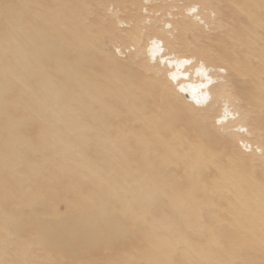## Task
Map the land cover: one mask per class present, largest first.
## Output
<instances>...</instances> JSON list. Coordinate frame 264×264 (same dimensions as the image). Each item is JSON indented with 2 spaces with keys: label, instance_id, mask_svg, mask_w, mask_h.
Returning <instances> with one entry per match:
<instances>
[{
  "label": "bare ground",
  "instance_id": "6f19581e",
  "mask_svg": "<svg viewBox=\"0 0 264 264\" xmlns=\"http://www.w3.org/2000/svg\"><path fill=\"white\" fill-rule=\"evenodd\" d=\"M86 1L0 0V259L10 249L20 264L38 251L59 263L86 251L115 264H224L201 219L218 218L221 201L233 227L248 222L262 243L264 175L249 172L235 143L264 155V0L182 4L180 29L204 37L205 26L223 28L212 51L172 42L174 21L147 8L136 23L152 24L143 43L132 15L121 31L100 22L131 40L125 62L88 35ZM152 35L201 58L165 55L167 41L160 52Z\"/></svg>",
  "mask_w": 264,
  "mask_h": 264
},
{
  "label": "rangeland",
  "instance_id": "374dc122",
  "mask_svg": "<svg viewBox=\"0 0 264 264\" xmlns=\"http://www.w3.org/2000/svg\"><path fill=\"white\" fill-rule=\"evenodd\" d=\"M151 1V0H150ZM149 1V2H150ZM166 1V2H165ZM168 0H154L151 1V3H147V0H87L85 4V24L86 26H93V28L96 30L95 32H90L88 35H92L93 37L98 35V37H102L104 39V42L106 43L107 51L110 55L121 59V61L125 62L130 59V51H133V48L131 46H134L131 44V40L125 39L124 37H118L113 33L106 32V31H101L104 27L100 25V22L104 23L105 21H112L114 22L115 26V31H121L123 28L129 29L132 28L130 19L129 17L132 15V24L134 31L138 34V38L140 41L143 43L146 41L147 37L150 35L149 33V28L151 27L152 24L147 23L146 26H142L139 23V26L136 23L141 20L143 17H150V14H147V11L144 8L150 9L151 12L155 11L156 14L153 17V20L157 19L160 20V23L164 22H172L174 21V28L170 27V32H172L170 40H174L175 42L178 40L188 42L189 44H194L196 42L200 43L203 45V47L207 46L208 50L207 51H212L213 49L216 48V45L219 44L222 36V30L223 28H217L213 27L212 29L205 26L206 30H203L205 34L204 37H198L194 35V31L190 29V26L185 25L183 29H180L178 26V21L181 19L180 17L182 16L181 10H179V7H182L183 5L189 4L192 0H172L174 2H167ZM171 1V0H169ZM180 1V2H178ZM216 2V1H215ZM214 2V5L216 4ZM143 3V4H142ZM147 5H146V4ZM162 3V6L160 5ZM172 3V4H171ZM101 4V5H100ZM150 4V5H149ZM152 4L155 6L152 7ZM170 4V5H168ZM183 4V5H182ZM99 5V6H98ZM51 9H57L55 8L56 6H49ZM143 8V9H142ZM164 10V11H163ZM141 11V12H139ZM174 11V12H173ZM179 12V13H178ZM142 13V14H141ZM177 13V14H176ZM159 14V16H158ZM171 14V16H170ZM172 14H176L175 18H172ZM97 17V19H94V17ZM143 15V16H142ZM162 15V16H161ZM161 16V17H160ZM139 17V18H138ZM157 17V18H156ZM160 17V18H159ZM163 17V18H162ZM165 17V19H164ZM123 21V23H120V21ZM168 20V21H167ZM136 21V22H135ZM189 21V20H188ZM153 23V22H152ZM128 25V26H127ZM148 25V26H147ZM142 27V28H141ZM160 27V26H159ZM199 30H202L201 25L196 26ZM178 28V29H177ZM203 28V29H205ZM174 29V30H173ZM142 30V31H141ZM217 31V32H216ZM143 32V33H142ZM146 32V33H144ZM221 32V35L219 34ZM97 33V34H96ZM211 34V37H210ZM215 34L220 35V36H214ZM230 42H234L236 40H233L231 37H227ZM151 40L153 41L152 44L154 47H157L160 52L162 51V44H161V39H165L168 43L169 48L164 49V54L169 55L170 51L174 55H183L185 57L190 58L192 55H195L194 51L184 45L181 44H175L172 45L170 44L169 41L165 38V36L157 35L154 37L150 36ZM173 38V39H172ZM207 38V39H206ZM210 40H209V39ZM204 39V40H203ZM213 39V40H212ZM217 39V40H216ZM172 41V42H174ZM204 41V44H203ZM206 43V44H205ZM134 44V43H133ZM161 44V45H159ZM129 45V46H128ZM166 45V44H165ZM214 47H213V46ZM123 48V49H122ZM125 50V51H124ZM129 56V57H128ZM128 57V58H127ZM197 59L201 58L198 55H195ZM264 57V56H262ZM225 72V71H222ZM208 79V77H207ZM174 84V83H173ZM175 85V84H174ZM175 89L179 92V88L177 86ZM213 124V123H212ZM217 122H215V125L217 126ZM216 126H214L215 131L219 136L226 137L228 132L227 130L223 129H218ZM219 127V125H218ZM234 140V137L232 138ZM236 141L235 143V148L236 150L241 153L244 158L246 164L249 165V172L254 174H263L264 175V167L261 165H264V155L263 152H261L259 149L255 157H251V151L248 146V148L243 144L238 136H236ZM249 141L252 143V145L257 146L258 142L254 138H250ZM237 144V145H236ZM253 149H255L253 147ZM247 155V156H246ZM257 157V158H256ZM254 158V159H252ZM261 165H258V164ZM261 170V172H260ZM261 199L264 201V196H261ZM222 203V204H220ZM243 203L246 204V206H249L251 208H256V205L251 204L248 199H244ZM256 203H260L256 201ZM239 204V203H238ZM219 205L218 207L221 210L220 216L218 218H215L214 215L211 214L212 219L211 220H206L204 216L201 217V219L204 221V225L206 226L205 230V235L208 233L211 234V231L215 233L218 237V239L215 241V243H218L215 245L216 248V260L215 262L223 261L224 264H249V259L250 257H253L254 261L251 262L250 264H264V240L262 243L257 245V243L254 241V234L250 232L251 225L246 222L245 227H233L234 224V218H231V214H229L227 211L231 208V204H227L226 201H221L217 203ZM246 206H242L241 208H245ZM258 206V205H257ZM259 208V206H258ZM65 206L63 203L59 204L58 210L62 214L64 212ZM259 217L262 218L261 226L260 229L256 230V233L258 236H261L264 238V214L262 211L259 210ZM250 220H254L251 218H247ZM257 221V220H256ZM236 230V233L233 235L232 232ZM253 235V236H251ZM202 239H199V242H202ZM256 244L251 252V255L248 256L247 254V249L248 245H253ZM24 252L27 254L29 252L28 246H23ZM25 248V249H24ZM9 249V248H7ZM175 252L174 247H171ZM170 249H165L164 255L166 257H169L170 259L174 260L176 259L175 253L170 250ZM27 250V252H26ZM9 251V252H8ZM5 253V259H0V264H11V262L20 264L19 262V255H15L14 252L10 249ZM39 253H28V264H115L112 260H103L99 259L98 257L86 252L82 251L76 254V256L71 260V262H67L66 260L63 263L56 262L55 259L53 260V257L45 256L44 251H38ZM43 255H42V254ZM12 255V256H11ZM36 255V256H35ZM10 256V257H9ZM17 256V257H15ZM26 256V257H27ZM34 258L33 260L30 259V257ZM15 257V258H14ZM196 257L200 258L199 255H196ZM1 258V257H0ZM8 258V259H6ZM14 258V259H13ZM18 261H17V260ZM6 260V261H5ZM12 260V261H11ZM14 260V261H13ZM16 260V262H15ZM59 260V259H58ZM4 261V262H3ZM204 264H209V260H202ZM140 264H147L143 261L139 262ZM24 264V263H23Z\"/></svg>",
  "mask_w": 264,
  "mask_h": 264
}]
</instances>
